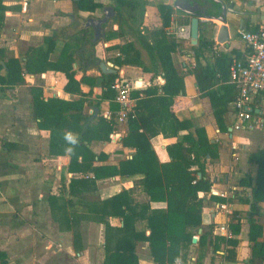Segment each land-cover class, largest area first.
Returning <instances> with one entry per match:
<instances>
[{"label": "crops", "instance_id": "crops-1", "mask_svg": "<svg viewBox=\"0 0 264 264\" xmlns=\"http://www.w3.org/2000/svg\"><path fill=\"white\" fill-rule=\"evenodd\" d=\"M95 1L101 7L93 13L79 12L77 17L80 20L87 22L99 19L104 7L114 9L116 4L115 0ZM143 1L146 6L139 29L150 43L149 34L162 25L160 5L173 7L170 25L165 28L168 37L175 39L172 33L178 27L186 26L183 22L188 21L189 26L190 18L174 8L175 2L180 0ZM221 1L230 11L227 13L229 40L225 44L217 43L221 26L219 22L201 24L197 46L200 40L211 45L202 51L198 62L194 59V48L197 46H192L190 40L175 39L177 47L171 55L176 72L183 78V89L176 97L174 112L179 120L190 121V132L202 129L217 148V157L205 158V174L212 185L210 192L199 196L204 199L201 226L188 229L192 231V240L195 239V242L192 241L185 256L175 264H252L250 259L254 242H264V200H253L258 165L248 161L251 153L264 149V93L251 95L249 108L254 121L251 123L252 129L234 131L232 126L235 122V110L231 105L233 101L222 113H215L209 97L198 90L193 73L197 65L218 67L227 80L222 79L221 74H216L215 79L218 81H215L213 90L231 85L226 67L222 63L217 66L216 59L225 55L233 62L248 57L249 50L238 34L242 30H257L264 24V0ZM201 3L206 5L205 2ZM209 4L212 5L214 13L220 12L219 4ZM3 5L6 10L3 25L0 27V49L8 57H14L21 63L30 48L43 45L44 37L74 24L71 0H3ZM109 24L111 28L107 27ZM117 30L118 25L113 21L104 25V31ZM130 42L136 47L133 37L124 34L122 38L99 44L101 47L110 48ZM63 44V41H59L56 45V59ZM140 57L143 61L141 53ZM107 58L104 54L100 61H109ZM148 58L149 67L142 62L147 72L139 67L131 70L123 67L121 70L127 74L131 72L130 81L136 85L135 91L159 88L164 84L160 68L152 63L149 56ZM80 68L81 63L77 61L75 69L78 71L75 78L78 81L84 73ZM51 74V80L56 84L52 90L56 95L46 94V89H43L45 98H78L63 92L67 80L60 72H48L40 76L24 75V85L0 86V253L5 254L8 264H103L106 250L113 252L115 249H127L129 245H133L139 264H155L149 253V244L142 238L150 234L147 216L153 212L164 213L166 203L151 202L147 204V210H142L143 204L133 207L135 216L128 233L122 231V218L109 214L113 210L118 212V206H111L106 210L100 206L102 202L129 190L130 198L144 201L146 197L139 183L143 175L125 172L95 180L91 173H68L69 157L48 155V132L39 130L32 118L28 88L39 87L36 83L42 78H49ZM1 75H4L3 71ZM85 76L99 77V69L90 68ZM80 90L88 94L89 100H95L100 94L99 86L91 87L88 83L81 84ZM86 108L85 112L90 113V109L86 111ZM111 113L109 103L102 102L101 114L110 118ZM218 114L222 116L221 122L216 120ZM188 131H180L175 139L166 140L162 135H157L150 140L158 164L171 160L167 146L179 141ZM126 135V123L116 124L109 142L91 143L90 151L101 156L93 166L120 170V166L130 160L135 152L134 149L122 145V139ZM4 143L18 147L6 150L2 146ZM124 170L128 171V168ZM73 178L83 179L87 183L73 188L71 193L68 185ZM244 179L249 185L241 183ZM50 197H56V202H50ZM214 197L224 199V202H218ZM98 210L100 214L95 213ZM121 210L125 211V206H121ZM104 221L107 222L108 229ZM252 221L254 223L251 227ZM207 226L212 228L208 230L207 239L200 243ZM222 227L226 232L220 230ZM228 232L231 238L227 237ZM219 239L226 242L235 240L234 261L228 260L229 247L225 241Z\"/></svg>", "mask_w": 264, "mask_h": 264}, {"label": "trees", "instance_id": "trees-1", "mask_svg": "<svg viewBox=\"0 0 264 264\" xmlns=\"http://www.w3.org/2000/svg\"><path fill=\"white\" fill-rule=\"evenodd\" d=\"M115 1L114 17L110 21L118 25L116 32L104 31L103 26L102 35L95 39L93 28L84 27L79 23L80 18L77 16L79 12L93 13L101 5L95 0H71L74 24L44 37L42 46L30 48L26 52L23 63L14 57H8L4 50L0 49V86L24 85V75L40 76L48 72L64 74L67 82L63 92L78 98L71 100L58 97L45 98L42 87L28 88L32 118L36 121L39 130L48 132V155L69 157L68 173L83 175L91 173L95 180L125 172L142 174L143 179L139 183L146 197L144 201H135L130 198L131 190H129L102 202L100 206L103 210L118 206V212L113 210L109 214L121 217L124 225L122 231L128 233L129 230L131 231L132 219L135 216L133 207L143 204L142 210H147V204L151 202H165L164 213L153 212L147 216L150 234L142 239L148 242L149 253L155 264H175L177 260L185 256V251L192 244L193 233L188 229L201 226L204 199L199 196L210 192L212 185L205 174V158L206 156L217 157V148L215 143L209 141L202 129L190 132V121L179 120L174 112L176 97L183 89V78L176 72L171 58L177 47L176 41L165 33V28L171 22L173 7L160 5L162 25L149 34L150 43L139 29L146 2L143 0ZM5 10L3 0H0V27L3 25ZM187 24L188 21L183 22V25ZM124 34L132 35L146 50L152 63L160 68L164 84L159 88L151 87L132 93V97L136 99V117L126 122L127 135L122 139V145L134 149L135 152L130 160L120 166V170H116L104 166H93V163L99 161L101 156L93 154L89 145L93 142L110 141V136L116 127L115 113L118 111L117 104L113 102L115 93L111 90V85L115 79L121 78L118 72L114 74L101 72L99 68L101 61L97 57L96 46L101 42L106 43L115 38H122ZM59 41H63L64 44L58 58L52 61L50 56L54 53ZM210 45L209 42L199 41L198 46L194 48L196 62L202 56V51ZM109 49L118 50L119 57H123V59L114 60L115 66H134L141 68L144 72L148 71L142 66L140 52L132 42L114 45ZM77 61L81 63L79 70L84 72L79 81L75 78L78 71L75 69ZM234 62L228 60L225 55H220L216 59L217 66L222 63L226 67L228 78L229 69ZM90 68L99 69L100 76L96 78L85 76V72ZM2 71L4 75H1ZM193 73L198 90L209 97L215 113H222L224 108L234 101L237 89L233 84L213 90L215 81H218L215 79L216 74H221L222 79L227 80L218 67L197 65ZM83 83H88L91 87L99 86L100 94L95 100H89L88 94L81 92L80 85ZM140 95L143 97L141 98ZM105 101L109 103V109L112 112L110 118L101 114V104ZM86 107H89L90 113L85 112ZM221 117L220 114L216 115V120L221 122ZM180 131L188 132L179 141L167 146L171 160L168 163L158 164L150 140L157 135H162L166 140L175 139ZM68 134L74 137L75 143L65 138ZM2 146L6 150L18 147L8 143ZM248 161L258 165L257 187L253 200H264V149L251 153ZM124 168H128V171ZM85 183L87 182L83 179H71L68 185L70 192L73 193V188ZM241 183H246L245 179ZM246 184L249 185V183ZM214 199L224 202V199L217 197ZM49 200L56 202V197H50ZM121 206H125L126 210H121ZM95 213L100 214L99 210ZM104 223L107 228V222L104 221ZM253 223L252 221L251 227ZM211 228L212 226H207L204 229L200 243L207 239L208 230ZM226 243L229 247L227 258L229 261H234L236 242L229 240ZM263 261L264 242H254L250 263L261 264ZM0 264H8L5 254L0 253ZM103 264L139 263L134 255V246L129 245L127 249H115L113 252L106 250Z\"/></svg>", "mask_w": 264, "mask_h": 264}, {"label": "built area", "instance_id": "built-area-1", "mask_svg": "<svg viewBox=\"0 0 264 264\" xmlns=\"http://www.w3.org/2000/svg\"><path fill=\"white\" fill-rule=\"evenodd\" d=\"M172 35L178 41H189L190 27H178ZM238 35L249 54L245 60L235 61L229 69V82L237 89V95L231 103L235 110L234 131L252 129L251 123L254 121L249 108L251 95L264 93V24L256 31L242 30ZM135 89L136 85L124 78H117L112 83L111 90L115 93L113 102L118 106L114 119L116 124H124L136 117V99L132 97ZM220 230L226 232L224 227ZM227 237L231 238L229 232Z\"/></svg>", "mask_w": 264, "mask_h": 264}, {"label": "water", "instance_id": "water-1", "mask_svg": "<svg viewBox=\"0 0 264 264\" xmlns=\"http://www.w3.org/2000/svg\"><path fill=\"white\" fill-rule=\"evenodd\" d=\"M80 1V0H72ZM205 2V4L201 3ZM209 2L220 5V12L214 13L212 5ZM174 8L187 15L190 27V43L192 46H197L199 27L201 24L211 25L214 21L221 24L218 34L217 43L225 44L229 40L227 27V13L230 12L221 0H180L175 2ZM114 17V9L112 7H104L102 10V18L91 19L84 27H92L94 30L95 39H98L103 33V26L107 24ZM99 68L102 73H116L117 67L108 65L106 62H101ZM200 177V174H198ZM193 243L195 239L192 240Z\"/></svg>", "mask_w": 264, "mask_h": 264}, {"label": "rangeland", "instance_id": "rangeland-1", "mask_svg": "<svg viewBox=\"0 0 264 264\" xmlns=\"http://www.w3.org/2000/svg\"><path fill=\"white\" fill-rule=\"evenodd\" d=\"M101 18H102V16H101ZM88 22V21H87ZM85 20H80L79 21V23L80 24H82V25H84V24H86L87 23ZM108 28H111L112 26H111V24H109L108 26H107ZM132 36V35H131ZM133 37V36H132ZM133 40L135 41V48L138 50V51H140V53H141V56H142V62H144V64L146 65V66H150V64H149V58H148V56H147V52H145V50H143V48L141 47V45L138 43V41L136 40V38H134L133 37ZM140 49V50H139ZM55 53V54H54ZM54 53L53 54H51V56H50V58H51V60H56V49H55V51H54ZM109 53H112L111 55H109ZM96 54H97V56H99V59H102L103 58V55L105 54L106 55V58L109 60V61H106V62H108L110 65H113L114 67H117L118 69H117V72H118V74H119V76L121 77V78H124V79H127V80H131L130 78V76H131V72L129 73V74H127L126 73V71H124L125 73H123L121 70L123 69V67L125 68V69H128V70H131V68H135V67H132V66H121V67H118V66H115L114 65V60L116 59V58H120V59H123V57L122 56H120L119 57V54H118V50H113V49H109V48H104L103 46L101 47V45L100 44H98L97 46H96ZM110 56V57H109ZM101 62H103L102 60H101ZM108 64V65H109ZM109 65V66H110ZM95 70L97 69V68H94ZM135 69H138V68H135ZM151 71V70H150ZM122 72V73H121ZM128 72V71H127ZM52 73V72H51ZM50 76H53L52 74L51 75H49L48 77L49 78H42V79H40V81L39 82H37L36 84L39 86V87H42L43 89H46V91H47V93L46 94H49V95H51V94H55L56 95V92L54 91V90H52L55 86H56V84H54V82H52V80H51V77ZM53 86V87H52ZM89 108H86V111L88 110Z\"/></svg>", "mask_w": 264, "mask_h": 264}, {"label": "clouds", "instance_id": "clouds-1", "mask_svg": "<svg viewBox=\"0 0 264 264\" xmlns=\"http://www.w3.org/2000/svg\"><path fill=\"white\" fill-rule=\"evenodd\" d=\"M65 138H66L67 140H69L70 142H72V143H75V142H76L75 139H74V137H73L71 134L66 135Z\"/></svg>", "mask_w": 264, "mask_h": 264}]
</instances>
